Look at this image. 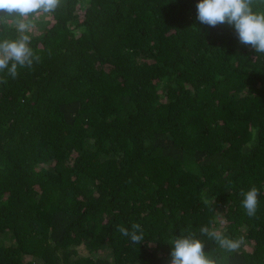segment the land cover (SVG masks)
<instances>
[{
  "label": "trees",
  "instance_id": "1",
  "mask_svg": "<svg viewBox=\"0 0 264 264\" xmlns=\"http://www.w3.org/2000/svg\"><path fill=\"white\" fill-rule=\"evenodd\" d=\"M197 2L61 0L22 18L40 59L0 73V264H168L188 234L218 264H264V54L197 21ZM132 223L140 245L118 231ZM201 227L243 242L228 252Z\"/></svg>",
  "mask_w": 264,
  "mask_h": 264
},
{
  "label": "clouds",
  "instance_id": "2",
  "mask_svg": "<svg viewBox=\"0 0 264 264\" xmlns=\"http://www.w3.org/2000/svg\"><path fill=\"white\" fill-rule=\"evenodd\" d=\"M256 0H198L196 3V19L209 27L229 25L241 44L250 46L256 53L264 54V12L253 10ZM61 0H0V25L12 19L15 29L21 33L15 40H0V73L12 79L19 75L18 68H31L33 62L39 61L29 46L31 38L25 34L30 25L22 18L37 12L52 13L60 6ZM0 83L6 80L0 78ZM242 207L249 217H254L258 208V189L253 186L248 191L241 190ZM118 231L129 238L133 244L144 241V230L139 223H132L130 229L119 226ZM201 234L211 236L221 248L228 252L239 250L241 239H230L222 233L209 232L201 227ZM204 242L192 234L180 235L171 242L170 260L168 264H218L204 250Z\"/></svg>",
  "mask_w": 264,
  "mask_h": 264
},
{
  "label": "rangeland",
  "instance_id": "3",
  "mask_svg": "<svg viewBox=\"0 0 264 264\" xmlns=\"http://www.w3.org/2000/svg\"><path fill=\"white\" fill-rule=\"evenodd\" d=\"M80 250H81L82 252H85V249H84V248H82V247L80 248ZM101 254H102V253H101Z\"/></svg>",
  "mask_w": 264,
  "mask_h": 264
}]
</instances>
